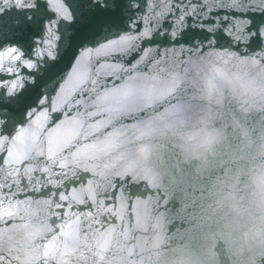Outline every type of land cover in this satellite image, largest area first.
<instances>
[{
  "label": "snow or ice",
  "instance_id": "6c2138e0",
  "mask_svg": "<svg viewBox=\"0 0 264 264\" xmlns=\"http://www.w3.org/2000/svg\"><path fill=\"white\" fill-rule=\"evenodd\" d=\"M108 2L89 0L102 11H108ZM145 8L147 14L137 21L147 25L142 31L133 24L94 47H82L49 94L33 99L24 94L25 78L19 72L53 56L62 39L60 26L76 21L72 0H0V110L9 111L7 121L0 118V204L9 205L0 224L8 243L14 221L24 219L10 210L11 201L28 195L29 188L35 193L39 186L59 212V217L45 218L54 227L37 246L40 264H49L50 258L51 264H144L145 252L158 256L152 250L159 238L146 247L129 231L133 220L146 227L156 201L144 194L130 197L114 183L120 178L156 186L141 168L135 149L127 147L139 139V127L117 128L114 122L163 99L181 79L183 50H167L161 60L151 47L154 32H168L162 21L174 15L168 28L188 27L187 18H195L204 39L215 36L235 46L237 50L207 51L187 61L184 71L201 78L212 68L209 88L230 74L264 79V0H140L137 10L143 13ZM20 20L41 21V35L27 49L10 38ZM178 34L170 32L173 38ZM217 63L223 67H212ZM17 89L24 91L16 95ZM5 95L14 98L5 103ZM172 114L165 111L155 119ZM154 219L152 227L160 228V217ZM258 234H264V227ZM12 259L10 249L0 247V264Z\"/></svg>",
  "mask_w": 264,
  "mask_h": 264
},
{
  "label": "water",
  "instance_id": "95a60500",
  "mask_svg": "<svg viewBox=\"0 0 264 264\" xmlns=\"http://www.w3.org/2000/svg\"><path fill=\"white\" fill-rule=\"evenodd\" d=\"M139 3L140 0H109L105 6L108 11H102L89 3V0H72L76 21L71 25L60 26L62 39L56 49L59 58L54 62L47 58L39 61L38 67L42 75L27 69L20 70L21 77L36 76V84L27 85L24 94L33 99L41 94H49L52 86L70 71V64L74 63L73 58L82 47H94L105 39L127 31L133 24L142 31L147 25L137 21L140 15L147 14V8L143 13L137 10ZM174 19L173 15L162 21V27L168 32L158 35L154 32L151 47L160 52L161 60L164 59L167 50L177 49V52L183 50V62L179 69L181 79L175 89L163 99L155 100L135 113L122 116L114 122V126L121 128L137 125L147 128L165 111L170 110L177 117L190 119L197 114H203L205 108L210 107L215 113L212 126L223 129L224 142L216 146L211 153L194 159L179 147L177 137L171 135L161 137L153 133L146 140L134 141L127 147L135 149L137 144L147 142L154 145L153 154L147 164L159 177L156 186L151 187L143 181L132 183L120 178H115L114 183L119 186L120 191H124L130 197L144 194L152 196L156 201L152 217L149 218L146 227L137 226L133 220L129 231L130 235H135L141 242H145L146 247H151L159 238V246L153 249L158 253V264H177L181 257L189 254L196 257L198 264H247L250 253L264 250V234H258L262 227L258 228L255 225L252 214L247 209L234 214L226 207H219L217 201L229 191L228 185L233 182L231 177L237 170L243 169L246 173L250 165L249 160L234 158L239 153L241 144V136L234 122L249 130L251 145L248 153L251 155L264 139V111L242 112L238 102L227 90H224L219 104H209L202 99V74L192 70L185 72L184 69L188 68L187 61L207 51L228 52L237 49L234 45L229 46L222 38L209 36L208 39H204L195 18H187L188 27L168 28V24ZM153 27H157L155 23ZM173 30L179 32L174 38L170 35ZM40 35L41 21L20 20L10 38L27 49L33 45V38ZM239 54L244 55L245 50L240 49ZM212 67L222 68L223 65L217 63ZM140 71H144L143 66ZM211 74L210 67L205 73V78H211ZM8 117L7 107L0 110V118L7 121ZM247 185V175L241 174L235 184V190L242 203L248 198ZM37 189L33 193L29 188L26 190L28 195L11 201L10 210L24 219L14 221L15 228L8 234L11 237L8 243H5L3 225L0 224V247L10 249L13 257L11 261H6V264H40L36 256L41 249L37 246L46 240L48 232L54 227L48 224L45 218L50 220L53 216L59 217V212L56 205L51 203V198L41 195L39 186ZM45 200L49 201L48 205L43 203ZM5 207L9 205L0 204V217L3 216ZM65 213L67 219V210ZM155 216L160 217L161 227L154 229L152 226L155 224ZM60 223L57 220L56 226ZM22 224L27 226H20ZM125 226H128L127 219ZM261 264H264V258H261Z\"/></svg>",
  "mask_w": 264,
  "mask_h": 264
},
{
  "label": "clouds",
  "instance_id": "9594fccd",
  "mask_svg": "<svg viewBox=\"0 0 264 264\" xmlns=\"http://www.w3.org/2000/svg\"><path fill=\"white\" fill-rule=\"evenodd\" d=\"M58 58L59 53L55 50L49 61L54 62ZM30 70L33 73L42 75L38 65ZM24 78L25 87L36 84L35 75L25 76ZM201 82L203 84L202 99L209 104H219L224 90H227L229 95L238 102L242 112L264 111V79L251 73L248 75L240 73L239 77L230 74L224 81L216 79L212 88H209L207 78H201ZM23 91L24 89H17L16 95ZM13 98L5 95L3 99L7 102ZM214 117L213 110L206 107L203 114H197L190 119L177 117L174 114L162 119H155L150 128L139 127L136 130V136L139 137L137 141L146 140L153 133L161 137L165 135L175 136L178 138L179 147L183 152L191 158L198 159L205 153H211L216 146L224 142L225 133L223 129L212 126ZM234 125L241 136L240 151L234 158L249 160L250 165L246 173L243 169L237 170L235 175L231 177L233 182L228 185L229 191L220 196L217 203L219 207H226L234 214H239L242 209H247L252 214L255 225L261 228L264 227V139H262L259 148L249 155L248 148L251 145L249 130L238 122H234ZM153 150L154 145L151 142L140 143L135 147L141 168L158 182L159 177L147 164ZM241 174H246L248 179V198L244 203L241 202V198L235 190V184ZM152 252L155 251L152 250ZM144 255L146 257L144 264H158L159 257L157 255L150 252H145ZM149 256H151L150 260L147 259ZM261 258H264V250H257L248 255L247 264H261ZM177 264H198V260L194 255L189 254L181 257Z\"/></svg>",
  "mask_w": 264,
  "mask_h": 264
}]
</instances>
